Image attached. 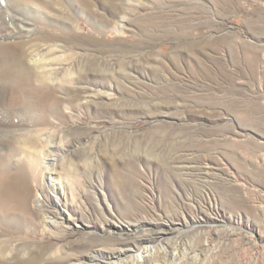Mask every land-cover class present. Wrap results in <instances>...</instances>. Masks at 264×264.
<instances>
[{
	"label": "rangeland",
	"instance_id": "rangeland-1",
	"mask_svg": "<svg viewBox=\"0 0 264 264\" xmlns=\"http://www.w3.org/2000/svg\"><path fill=\"white\" fill-rule=\"evenodd\" d=\"M85 1L21 2L59 81L0 124V264H264V0Z\"/></svg>",
	"mask_w": 264,
	"mask_h": 264
},
{
	"label": "bare ground",
	"instance_id": "bare-ground-1",
	"mask_svg": "<svg viewBox=\"0 0 264 264\" xmlns=\"http://www.w3.org/2000/svg\"><path fill=\"white\" fill-rule=\"evenodd\" d=\"M23 1L24 0H15V1L0 0V5L2 2H4V6L2 5L0 6V124L2 127L4 126L6 128H9L8 125H13L15 123L16 116L18 115L16 111H18V109L21 110L25 109L28 111L27 95H28V81L30 80L28 59H29V64L35 69L34 75L37 79L39 80L48 79L49 81H54V80L59 81V79L57 78L58 76L56 69L53 67L54 64H52L53 62L59 61L58 59L54 58L51 60L50 57L47 56V54L46 55L42 54L40 52H37L36 50H31L28 53L29 50L26 48V46L28 44V41L29 42L31 41L28 40V34H30V32L33 29H32V25L28 22V19L26 18V16L29 15L28 13H30L28 11V4L23 5L21 3ZM77 1L80 3V5L84 6V8L89 10L90 6L85 0H77ZM53 48L51 52L55 51L56 48H60V47H57L56 45L53 46ZM30 92L32 91L30 90ZM46 99H47V94L45 95L41 94L37 97L36 104H38L39 106L41 105L42 108H44L45 106H47L45 105V102H47ZM5 131L6 132L9 131V129ZM34 151L36 150L34 149ZM45 162L47 163V161ZM18 182H20V180ZM25 192L19 194L17 193L13 195L12 191L7 185V181L4 179L0 180V216L2 218L8 217L10 215V211H12L13 209H20L23 212L26 210L25 207H27V194ZM119 253H124V252H119ZM138 256L141 258L140 253ZM95 258L96 257L93 256L92 260H94Z\"/></svg>",
	"mask_w": 264,
	"mask_h": 264
}]
</instances>
